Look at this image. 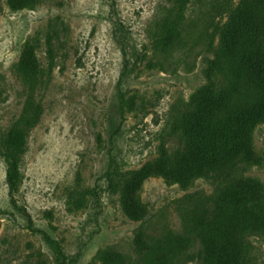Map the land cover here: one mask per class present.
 Wrapping results in <instances>:
<instances>
[{
  "label": "rangeland",
  "instance_id": "obj_1",
  "mask_svg": "<svg viewBox=\"0 0 264 264\" xmlns=\"http://www.w3.org/2000/svg\"><path fill=\"white\" fill-rule=\"evenodd\" d=\"M222 1L0 0V142L25 134L12 196L0 157V264H264V125L245 169L203 115ZM212 157L238 188L197 171Z\"/></svg>",
  "mask_w": 264,
  "mask_h": 264
},
{
  "label": "trees",
  "instance_id": "obj_2",
  "mask_svg": "<svg viewBox=\"0 0 264 264\" xmlns=\"http://www.w3.org/2000/svg\"><path fill=\"white\" fill-rule=\"evenodd\" d=\"M237 1L235 5L234 0H223L215 7L217 15L227 16V20L220 26L218 40L213 39L209 43L214 51L207 61L205 72L208 84L202 89L205 97L203 115L210 122L230 120L233 148L236 157L246 156V169L261 161L259 157L252 155L254 148L250 136L255 128L264 125V0ZM37 2L38 0H15L20 7H28ZM186 3L187 1L183 4V11ZM183 41L180 43L167 35L165 47L177 51ZM28 70L35 72V64L31 63ZM24 146L25 134L19 129L13 132L8 141L0 142V157L6 163V181L11 196L17 192L21 182L19 163ZM174 170L175 173L170 178L182 185L197 174L193 167L177 165ZM197 171L212 175L218 183H225L227 188H238L243 182L239 168L223 167L216 157L205 161ZM128 191L123 187L127 216L134 220L140 219L143 217L140 201L135 194L130 196ZM261 209L264 216V208ZM198 211V208L193 209L192 215L197 219L192 216L190 226L200 218Z\"/></svg>",
  "mask_w": 264,
  "mask_h": 264
}]
</instances>
